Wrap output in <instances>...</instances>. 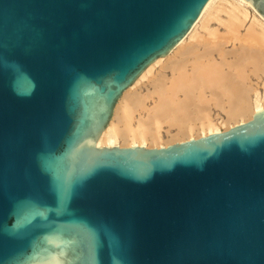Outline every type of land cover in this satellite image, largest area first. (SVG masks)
Here are the masks:
<instances>
[{"label": "water", "instance_id": "water-1", "mask_svg": "<svg viewBox=\"0 0 264 264\" xmlns=\"http://www.w3.org/2000/svg\"><path fill=\"white\" fill-rule=\"evenodd\" d=\"M208 1L0 0V264H264V108L165 147L97 146Z\"/></svg>", "mask_w": 264, "mask_h": 264}, {"label": "bare ground", "instance_id": "bare-ground-1", "mask_svg": "<svg viewBox=\"0 0 264 264\" xmlns=\"http://www.w3.org/2000/svg\"><path fill=\"white\" fill-rule=\"evenodd\" d=\"M222 10L223 31L199 35L197 27L205 28ZM144 79L149 86L141 93L137 87ZM262 108L264 19L244 0H209L186 36L123 92L97 146L156 148L161 127L167 125L177 133L166 145L157 146L165 147L174 140L221 132L213 110L226 117L220 124L228 129L247 122Z\"/></svg>", "mask_w": 264, "mask_h": 264}, {"label": "rangeland", "instance_id": "rangeland-1", "mask_svg": "<svg viewBox=\"0 0 264 264\" xmlns=\"http://www.w3.org/2000/svg\"><path fill=\"white\" fill-rule=\"evenodd\" d=\"M225 18H226V13L223 10L219 11L218 13L213 14V16L209 19V21L207 23V26L205 28L197 27L198 34L201 35V36H205L207 34V32H212L215 29H219V31L222 32L223 31V25L221 23L224 22ZM248 22H249V19H247L245 25H248ZM226 47H227V49H231L232 46H231V44L230 45L228 44ZM148 86L149 85H148L147 79H144L143 81H141V83L137 87V91L141 92V93H145L147 88H148ZM212 115H213L212 117L214 118L215 122H217L216 126L221 131L227 130V128H226V126L224 124H220V122L225 120L226 117L223 114H220V113H218L215 110H213ZM160 133H161V139L159 140V144H157V145H155L153 147L158 148L157 147L158 145H166L167 141H172L173 139H175L173 137H175L177 131L173 127L172 128L169 127V129H168L167 125H162ZM193 133L196 134L198 132L195 129L193 131ZM197 138H199V137H197ZM185 140H188V139L186 138ZM185 140H183V141H185ZM174 141L177 142L176 140H174ZM175 142H173V143H175ZM180 142H182V141H180ZM173 143H170V144H173ZM148 148H152V147H148Z\"/></svg>", "mask_w": 264, "mask_h": 264}]
</instances>
